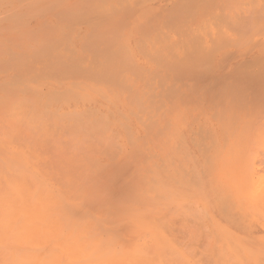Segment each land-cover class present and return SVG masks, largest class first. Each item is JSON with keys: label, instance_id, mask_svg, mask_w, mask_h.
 Returning a JSON list of instances; mask_svg holds the SVG:
<instances>
[{"label": "rangeland", "instance_id": "obj_1", "mask_svg": "<svg viewBox=\"0 0 264 264\" xmlns=\"http://www.w3.org/2000/svg\"><path fill=\"white\" fill-rule=\"evenodd\" d=\"M37 256L264 264V0H0V264Z\"/></svg>", "mask_w": 264, "mask_h": 264}, {"label": "bare ground", "instance_id": "obj_2", "mask_svg": "<svg viewBox=\"0 0 264 264\" xmlns=\"http://www.w3.org/2000/svg\"><path fill=\"white\" fill-rule=\"evenodd\" d=\"M17 200H19V198H17ZM20 200H21V197H20ZM70 219H71V218H70ZM20 222H21V221H20ZM25 222H26V221H25ZM22 223H23V222H21L20 224H22ZM7 227H8V225H7ZM58 227H62V226H58ZM30 228H32V227H30ZM42 229H43V228H42ZM8 230H9V229H8ZM32 231H35V233L37 232V235L40 234L39 229H34V230H32ZM43 231L46 232V230H43ZM38 232H39V234H38ZM50 232H52V233H51L49 236H51V237H55V236H56V235L53 236V231H49V233H50ZM43 233H44V232H43ZM44 234H45V233H44ZM54 234H55V233H54ZM49 236H48V237H49ZM45 237H47L46 234H45ZM48 237H47V239L50 238V237H49V238H48ZM90 245H91V244H90ZM92 245H93V244H92ZM92 245H91V246H92ZM82 247H83V246H81V248H80V247H79V248L82 249ZM90 248H92V247H90ZM90 248L88 249L89 251H91ZM82 252L84 253V250H82ZM88 253H89V252H87L86 255H88ZM27 254H28V253H27ZM67 254H68V253H67ZM89 254H90V253H89ZM96 254H97V253H96ZM17 255H18V256H17ZM17 255H15V256L19 257L21 254L19 255V254L17 253ZM119 255H120V254H119ZM21 256H22V255H21ZM21 256H20V257H21ZM29 256H30V255H29ZM29 256H28V257H29ZM32 256H33V255H32ZM32 256H30V257H32ZM115 256H116V255H115ZM20 257H19V259H20ZM28 257H26V254H24V256H23L22 258H23V259L26 258L25 261H27ZM35 257H36V256H35ZM37 257H38V258H36V261H35V260H33V261L31 260V261L28 262V263H30V264H36V263H33V262H37V261L39 260L40 257H39V256H37ZM113 257H114V256H113ZM32 258H33V257H32ZM100 258H101V257H100ZM102 258H105V257H102ZM23 259H22V260H23ZM43 259L46 260V258H44V257H43ZM98 259H99V258H97V261H98ZM106 259H107V257H106L105 259H103L102 261H104V260L106 261ZM108 259L110 260L111 258L108 257ZM15 260H17V258H16ZM22 260H19V261L21 262ZM25 261H24V262H25ZM42 261H43V260H42ZM47 261L49 262L48 259H47ZM47 261H45V262H46L45 264L48 263ZM100 261H101V259H100ZM13 263H14V262H13ZM37 263H38V262H37ZM40 263H41V262H40ZM42 263H43V262H42ZM20 264H23V262H21ZM24 264H25V263H24ZM43 264H44V263H43Z\"/></svg>", "mask_w": 264, "mask_h": 264}]
</instances>
